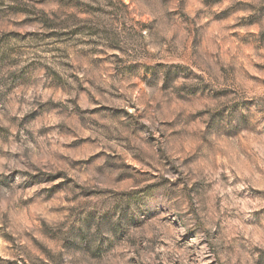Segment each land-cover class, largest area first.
<instances>
[{
    "label": "rangeland",
    "instance_id": "374dc122",
    "mask_svg": "<svg viewBox=\"0 0 264 264\" xmlns=\"http://www.w3.org/2000/svg\"><path fill=\"white\" fill-rule=\"evenodd\" d=\"M0 264H264V0H0Z\"/></svg>",
    "mask_w": 264,
    "mask_h": 264
}]
</instances>
